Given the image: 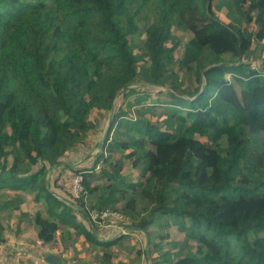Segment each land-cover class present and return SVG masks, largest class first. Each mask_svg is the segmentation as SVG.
Instances as JSON below:
<instances>
[{"label":"trees","instance_id":"16d2710c","mask_svg":"<svg viewBox=\"0 0 264 264\" xmlns=\"http://www.w3.org/2000/svg\"><path fill=\"white\" fill-rule=\"evenodd\" d=\"M260 48L264 0H0V197L68 264H264Z\"/></svg>","mask_w":264,"mask_h":264},{"label":"rangeland","instance_id":"374dc122","mask_svg":"<svg viewBox=\"0 0 264 264\" xmlns=\"http://www.w3.org/2000/svg\"><path fill=\"white\" fill-rule=\"evenodd\" d=\"M178 35H180V39L182 40L181 46L178 48L177 50V55L180 56L182 53V49H183V43L187 40L188 37V33L184 32H178ZM142 35H138L136 37L137 41H141V37ZM258 57L260 58V60H253L251 61V63L255 66V67H260L262 65V60H264V50L262 48L259 49V51L257 52ZM93 115L95 116L96 113L94 112ZM108 128V120L106 121L105 127L103 132L101 133L100 139L102 138L103 134L106 133ZM100 139L98 142H100ZM99 143L98 145H95L90 152L85 155H95V153L100 149ZM84 157V158H85ZM84 158L82 157V159H76L75 161H72L71 163H73L72 167H77L79 164H82V162L84 161ZM90 163L92 162V160H89ZM128 165V164H127ZM54 168H50L49 172L47 173V178H49V181L51 182L52 178L55 177V175H57L56 173H52L51 170H53ZM127 170H130V167L128 165ZM62 184L64 185L65 182L68 185L69 182V186H71V190L73 188H75V181L73 178V173L72 171H64L62 173ZM52 183V182H51ZM52 188V187H51ZM60 194L62 195L61 198H64L65 202H67L71 207H73L75 209V213L77 216L80 215V219L82 220V210H80V208L78 207V204L76 201H74L72 198L68 197V195H66V193L62 190H59ZM67 196V197H66ZM24 198V201L21 203L20 208H16L15 207V203L14 200L15 198ZM0 201H10V204L8 206L5 207V209L0 211V264H15L16 261H18V263H22L21 260H26V257L23 259V257L25 256L24 251L26 252V249H23L21 251H15L17 250L16 248H19L20 245L24 244L27 247H34V243L39 241V238L37 236V226L33 223V214L36 212V210H38L41 207V204H39L38 202L34 201L33 197H29L26 196L25 194L21 193L20 195L16 194L14 191H6L2 194V196L0 197ZM26 212L27 215L23 216L22 213ZM78 219V218H77ZM170 233H171V238L172 239H180L183 234L181 232H179L175 227L170 229ZM136 240H139V242H134V243H130V244H134L136 245V243L142 247H144L145 243L146 246L147 245V237L145 236H140L138 234H136ZM27 238H29V241H27ZM74 243H76L78 248H82L84 247V242L81 238H77L75 237V239L73 240ZM41 242V241H39ZM39 245L37 244V247ZM44 248L43 251L44 253L47 252L48 249H52L51 246L49 244L45 243L43 244ZM167 247H169V245L166 244ZM121 247L119 246V249ZM81 249V250H82ZM143 249V248H142ZM12 250V251H11ZM29 251V249H28ZM21 252V254H20ZM50 252V251H49ZM134 255H128V254H123V255H119V257H117L115 260V262H117L116 264H122L121 260H128L131 264H154L152 260L148 259L147 263L145 261L144 258V254L141 255V258H136V252H133ZM72 254L75 256H78V260H80L82 258V260H86L89 264H100L101 261L99 259H95L94 255L89 251L86 250L85 248V252L82 255L81 252H79V255H76L77 253L72 251ZM28 256V255H27ZM28 258V257H27ZM26 262V261H25ZM49 262V261H48ZM119 262V263H118ZM51 264H54L53 262H49ZM28 264V263H26Z\"/></svg>","mask_w":264,"mask_h":264},{"label":"crops","instance_id":"0c3cea01","mask_svg":"<svg viewBox=\"0 0 264 264\" xmlns=\"http://www.w3.org/2000/svg\"><path fill=\"white\" fill-rule=\"evenodd\" d=\"M27 241H29V238H27ZM39 241L35 242L34 243L35 246L34 247L32 246V248L31 247L29 248V247H27L24 244L20 245L19 248H16L17 250H14V252L15 251L16 252L17 251H21L23 249H26L27 251L26 252L24 251L25 256L23 257V259L26 257V260H23V261L21 260L22 263H18V261H16L15 264H26V263H31V264L32 263H34V264H50L47 260H45L46 259L45 256L47 254H50V253H56V254H58V253L55 252V251H51V252H47L46 254H44L43 243L39 242ZM37 244L39 245L38 247H37ZM28 249H29V251H28ZM20 254H21V252H20Z\"/></svg>","mask_w":264,"mask_h":264},{"label":"built area","instance_id":"2783aa9c","mask_svg":"<svg viewBox=\"0 0 264 264\" xmlns=\"http://www.w3.org/2000/svg\"><path fill=\"white\" fill-rule=\"evenodd\" d=\"M74 181H75V188H73V191L76 195H78L82 191V188H83L82 175L81 174L76 175V177L74 178ZM89 216L92 220H97L99 218H108L112 216L114 218H120L121 214L120 212L113 211L111 209H105V210H100V211L92 209L89 211ZM128 231L129 230L126 228L121 230L122 233H127Z\"/></svg>","mask_w":264,"mask_h":264},{"label":"water","instance_id":"95a60500","mask_svg":"<svg viewBox=\"0 0 264 264\" xmlns=\"http://www.w3.org/2000/svg\"><path fill=\"white\" fill-rule=\"evenodd\" d=\"M106 133L103 134L102 138L100 139V142H99V146H101L103 140H104V137H105ZM98 146V147H99ZM70 164V166H73V163H70V162H65L64 164ZM149 244V240L147 239V245ZM45 260L47 261H51L53 262L54 264H67L58 254L56 253H50V254H47L45 256ZM51 264V263H50Z\"/></svg>","mask_w":264,"mask_h":264}]
</instances>
